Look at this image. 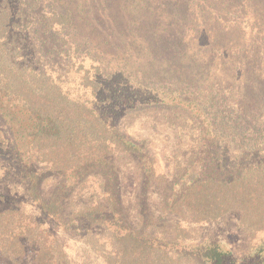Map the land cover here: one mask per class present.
Wrapping results in <instances>:
<instances>
[{
  "label": "trees",
  "instance_id": "trees-1",
  "mask_svg": "<svg viewBox=\"0 0 264 264\" xmlns=\"http://www.w3.org/2000/svg\"><path fill=\"white\" fill-rule=\"evenodd\" d=\"M57 5L0 0V118L12 130L16 165L35 207L0 209L1 264H75L38 215L84 236L94 257L78 264H264V239L240 253L217 239L188 242L181 225V220L218 222L237 211L240 229L252 237L264 234V124L244 126L234 107L225 111L211 104L214 112L206 111L212 92L185 84L172 88L177 100L202 111L199 144L164 186L161 214L154 217L141 204L140 225L134 227L121 201L119 163L127 156L137 160L144 195L165 176L156 172L148 141L132 137L117 122L126 110L150 101L146 89L157 84H144L142 77L133 87L131 80L123 82L121 68L105 74L111 66L103 54L95 56L74 39L81 17ZM80 54L93 62L88 66ZM121 55L134 72L142 67L138 75L147 74L148 65L140 66L127 50ZM164 108L154 111L165 117ZM44 179L53 187L46 195ZM90 190L94 198L66 203L68 196ZM169 223L173 238L161 231Z\"/></svg>",
  "mask_w": 264,
  "mask_h": 264
},
{
  "label": "rangeland",
  "instance_id": "rangeland-1",
  "mask_svg": "<svg viewBox=\"0 0 264 264\" xmlns=\"http://www.w3.org/2000/svg\"><path fill=\"white\" fill-rule=\"evenodd\" d=\"M54 1L58 5L53 7L73 8L76 16L81 17L73 30L74 39L84 42V48L95 56L103 54L101 57L111 66V70L107 67L103 71L105 74L121 68L126 72L122 73L124 83L131 80L129 85L134 87L133 83L142 82L143 77L144 84H157L153 90L146 89L150 101L145 99L143 105L126 110L117 122L132 137L148 141L156 172L165 176L163 183L153 182L144 195L137 160L127 156L119 163L121 201L134 227L140 225L141 204L154 217L161 214L164 186L187 166L189 156L199 144L202 111L177 100L172 88L185 84L199 93L212 92L216 102L212 99L206 111L212 114L214 104L213 108L221 106L225 111L234 107L244 126H255L253 122L264 124V0H41V4L49 8ZM81 2L82 6H78ZM125 50L135 58L132 60L142 62H137V66L148 65L147 74L138 75L142 67L138 66L136 73L132 63L123 60L121 52ZM79 59L88 66L93 62L85 54H80ZM210 84L212 88L207 91ZM231 101L241 105L244 113ZM162 107L167 109L165 117L154 111ZM12 140L9 124L0 118V209H33L16 165ZM46 182H42L45 195L53 188ZM93 194L92 190L73 194L66 203L78 202L79 198L88 200L94 198ZM38 218L51 227L75 264L84 258L92 260L94 255H89L83 235L57 227L44 216ZM239 221L240 213L231 211L218 222L190 224L181 220V225L189 232L188 242L217 239L243 253L261 242L264 234L249 236L239 228ZM168 226L161 231L173 238L169 233L172 223ZM98 263L101 264L100 260Z\"/></svg>",
  "mask_w": 264,
  "mask_h": 264
}]
</instances>
